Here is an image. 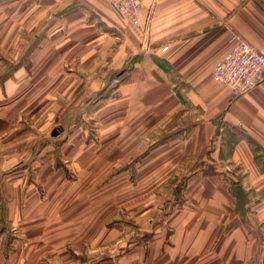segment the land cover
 <instances>
[{"label":"crops","instance_id":"obj_1","mask_svg":"<svg viewBox=\"0 0 264 264\" xmlns=\"http://www.w3.org/2000/svg\"><path fill=\"white\" fill-rule=\"evenodd\" d=\"M140 18L108 0H0V76L18 64L0 85V264H48L46 250L77 258L70 240L84 241L82 225L116 184L103 185L107 173L69 212L49 202L73 197L75 165L98 166L117 145L135 153L111 166L132 165L133 179L175 164L179 182L189 170L176 223L189 231L205 201L224 222L226 255L264 264V81L234 97L213 78L233 33L264 51V0H143ZM42 87L51 89L37 103L56 108L46 129L33 122L39 113L18 109ZM124 135L140 140L121 147ZM169 225L163 215L143 230L153 232L145 262L183 252L187 241L167 243ZM207 230L200 248L214 245L217 228Z\"/></svg>","mask_w":264,"mask_h":264},{"label":"rangeland","instance_id":"obj_2","mask_svg":"<svg viewBox=\"0 0 264 264\" xmlns=\"http://www.w3.org/2000/svg\"><path fill=\"white\" fill-rule=\"evenodd\" d=\"M3 45L4 44L0 41V50L6 48V46ZM50 89L51 87H42L39 89L40 91L37 96L32 99V102L18 105L19 112H21L22 115L28 114L29 110L33 111L32 113H39V119L33 122H35V124L37 123L40 129H46L48 123L53 121V119L49 118V111L56 108L53 107L52 104H45L44 101L37 103L39 99H43L44 96L47 95ZM34 100L37 101L33 103ZM121 139L124 142L121 147L125 146V144L132 143L130 139H133L134 143L140 140L138 137L133 138V136L130 135H124ZM116 147L118 149L110 150L106 155V159L98 166L75 165L73 167L75 170V183L73 186L78 185V188L72 189L74 191L73 197L69 195L64 198V196L61 195H54L49 202V205L52 204L53 207H55L54 210L56 212L60 213L66 210L69 212L73 207L75 208L79 205L83 206L82 204L85 201L83 202L82 197L91 184L99 181L100 178L104 175L106 176L107 173L110 175L109 177L115 176L111 181H107L109 177L104 181V186H108L109 184L116 185L114 188H111V193H106L103 204L98 206L99 209L91 212V219L89 222L82 225L87 231L78 233L79 235H85L84 241L79 243V241L70 240L69 242L73 244V246H68L79 252L77 258H80L71 260L67 253L61 254L64 257L61 258L62 256L59 255L58 252L52 253L50 250H46L44 254L47 256L45 258L48 260V264H121L122 260L125 258H128L126 261L133 260L129 259L130 256H136L138 260H140V262H135V264H152L145 262L143 257L148 248L146 246L148 241H152L151 236H153V232H146L143 230L147 229V226L151 225L152 222L161 221L163 215L164 219H170L169 240L167 243H172V240L176 243L181 241V243H184L183 246H185L186 241L188 243L183 248L184 250L182 253L176 248H171L176 249L173 251V254L171 251L172 255L170 254V250L166 251L164 259L154 264H248V260H244L239 256L226 255V249L221 247V232L224 228V222L222 223L219 220V214L214 212L208 214L205 201L199 204L202 209L197 210V216L193 218V223L189 231L186 230L187 225L184 223H176V220L181 215H173V213L177 212V208L182 205L192 185L189 170L186 171V169H182L180 171L179 175L181 176V180L179 182L171 181L173 178L174 180L177 178V176L174 177V173L178 168L175 164L167 168H161L158 172H162L158 177L148 174L141 177V179L137 178L136 175L133 179V174L136 170L132 165H125L120 168H114V166L111 165L116 163L119 158L125 160L130 156L132 157L135 152L130 151V146L121 150L119 145ZM219 171L218 173L213 172L214 175L220 177H223L222 175H224V177L226 176V173L222 172L221 169H219ZM179 189L183 190L180 198L177 194ZM79 194H81V196H79ZM85 196L86 194L84 198ZM89 205L92 207L93 202L91 201ZM84 206L89 207L88 204H84ZM4 217L6 218V216ZM181 220L186 222V224L187 221L189 222V219L185 218V216ZM209 221L215 222V226L210 225ZM172 224H174L175 228H173ZM115 226H123L125 231L113 229ZM207 227L211 229H214V227L217 228V230L212 233L211 238L214 240V245L212 248H200L198 245L201 244L199 243L200 240H206L207 235L205 234L209 232ZM174 229L177 239L176 237L174 239L172 236ZM170 236H172L173 239ZM136 244L141 246L139 249L140 253L136 250ZM65 259L69 261L65 262ZM133 262L132 264H134ZM24 264L29 263L25 262ZM30 264L41 263L36 261Z\"/></svg>","mask_w":264,"mask_h":264},{"label":"built area","instance_id":"obj_3","mask_svg":"<svg viewBox=\"0 0 264 264\" xmlns=\"http://www.w3.org/2000/svg\"><path fill=\"white\" fill-rule=\"evenodd\" d=\"M112 2L133 24L141 26L140 13L143 0H108ZM232 45L213 70V78L221 85L231 89L233 96L244 94L260 82L264 81V51L256 44H250L233 33L230 37ZM168 46L164 47L166 50ZM113 85L118 80L112 81Z\"/></svg>","mask_w":264,"mask_h":264},{"label":"trees","instance_id":"obj_4","mask_svg":"<svg viewBox=\"0 0 264 264\" xmlns=\"http://www.w3.org/2000/svg\"><path fill=\"white\" fill-rule=\"evenodd\" d=\"M18 65V64H17ZM17 65L13 66L10 68V70L8 72H6L4 75L0 76V85L2 83V80H4L5 78H9L13 75V72L15 71V69L17 68ZM223 174V173H221ZM233 182V181H232Z\"/></svg>","mask_w":264,"mask_h":264}]
</instances>
